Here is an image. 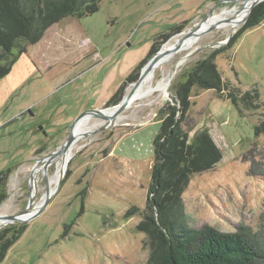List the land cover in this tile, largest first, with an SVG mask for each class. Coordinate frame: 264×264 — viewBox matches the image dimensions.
<instances>
[{"label":"rangeland","instance_id":"obj_1","mask_svg":"<svg viewBox=\"0 0 264 264\" xmlns=\"http://www.w3.org/2000/svg\"><path fill=\"white\" fill-rule=\"evenodd\" d=\"M221 1L104 0L94 15L66 18L30 46L0 82V172L13 170L0 214L13 215L27 203L37 161L68 137L82 113L114 107L107 103L147 58L158 35L183 26L172 34L174 42L212 10L214 17L231 18L240 12L231 9L244 5ZM243 25L235 33L222 27L201 37L190 51L167 55L144 89L168 83L167 96L156 91L138 100L116 126L80 141L52 202L27 223L2 264H148L147 236L137 230L141 216H128V211L147 206L153 142L162 126L158 112L175 105L173 87L185 81L196 62L229 45ZM229 56L216 58L223 78L244 91L257 88L264 104V22L243 34ZM191 103L190 142L208 131L223 159L214 170L192 177L183 195L190 225L222 233L246 227L258 233L264 211V135L256 137L255 127L264 106L256 113L241 112L229 99L198 89ZM99 125L95 119L88 128ZM110 150L115 158L106 159ZM58 161L63 165L58 158L49 167V181ZM36 180L35 206L45 194L43 171Z\"/></svg>","mask_w":264,"mask_h":264},{"label":"trees","instance_id":"obj_2","mask_svg":"<svg viewBox=\"0 0 264 264\" xmlns=\"http://www.w3.org/2000/svg\"><path fill=\"white\" fill-rule=\"evenodd\" d=\"M104 0H0V82L7 77L30 46L38 44L55 24L69 17L82 19L100 10ZM264 22V2L251 13L247 22L232 37L229 45L198 60L185 75V81L173 87L175 105H167L157 115L162 121L154 139V165L147 206L132 208L128 216L138 214L141 221L137 230L146 234L149 249L148 264H264V211L261 229L252 233L240 227L235 233H222L210 226L193 228L187 215L183 195L192 177L214 170L223 155L208 131H203L190 142L187 119L191 112L194 89L214 91L229 99L241 112L259 111L261 103L257 88L244 91L223 78L216 58L230 57L238 39L248 30ZM181 26L158 35L147 58L121 84L107 103L118 104L126 89L136 82L147 60ZM14 51H17L14 53ZM264 135V117L255 127V136ZM40 149L36 155L43 152ZM13 170L0 172V209L8 198V183ZM27 230V223L15 224L0 231V264L10 249Z\"/></svg>","mask_w":264,"mask_h":264},{"label":"water","instance_id":"obj_3","mask_svg":"<svg viewBox=\"0 0 264 264\" xmlns=\"http://www.w3.org/2000/svg\"><path fill=\"white\" fill-rule=\"evenodd\" d=\"M241 1L243 2L244 5L240 10L232 8L230 11V12L245 11L244 16L240 20L235 22V25L231 28L233 29V33H235L237 27H239L242 24H245L248 18L250 17L252 11L259 4L264 2V0H241ZM221 2L223 3L225 2V0ZM214 11L215 9L209 12L193 30H189L187 33L182 32L178 34L179 36L177 37H182V39L176 43L175 47L177 50H180L182 48V45L184 43L183 39L188 37H193L195 38V41H199V39L204 35L209 34L217 29H221L223 27V21H215V22L211 21L217 17V16L215 17L212 16ZM232 37H230L229 39L231 40ZM170 43L172 42L169 39L160 47V49H158V51L154 55H152L147 60V62L141 69L138 79L136 80V82H134L129 86V92L123 97L121 102L114 105V107L112 108L108 106L105 109L89 110L82 113L73 123L68 137L66 139H63L58 144V146H56L47 156L37 161L30 176V196L27 203L22 207L20 211L16 212L13 215H0V231L5 229V227L9 225L28 223L29 221L38 217L50 205L62 183V179L69 168L72 158L67 161L65 170L63 171L61 178L55 184L54 188H52L53 181H49V178L47 176L49 167L55 162V160L59 156L66 155V152L73 149L83 139H87L95 135L96 133L103 132L117 125V121L120 119V116L135 103L136 95L141 90L142 85L147 79V77L151 75L154 72V70H156L163 63V59L166 56V47ZM191 55L192 54L189 53L186 55L185 58L190 57ZM185 58H183L182 61L178 62L176 68L182 65ZM175 73L176 72H174V75ZM174 75L170 78L169 83L172 82ZM90 118L94 120L95 119L99 120L100 122L99 128L96 130L88 129L81 135L76 134L75 133L76 126L79 125L81 122ZM42 171L46 179L45 194L41 199V203L35 206L36 205L35 199L38 192L36 179Z\"/></svg>","mask_w":264,"mask_h":264},{"label":"bare ground","instance_id":"obj_4","mask_svg":"<svg viewBox=\"0 0 264 264\" xmlns=\"http://www.w3.org/2000/svg\"><path fill=\"white\" fill-rule=\"evenodd\" d=\"M245 14V11H240L236 16L234 17H231V18H220V17H216L215 19L211 20L212 22H215V21H223V28H232L234 25H235V22H237L238 20H240ZM188 32V31H187ZM184 37V36H183ZM182 37H178L175 39L174 42L170 43L167 47H166V56L164 57L163 59V63L161 65H164V63L169 59L167 55H170V54H174V53H182V52H188L190 51L196 44L197 41H195V38L193 37H188V38H185L183 40V45H182V48L180 50H177L176 49V43L181 39ZM160 67V66H159ZM159 67L154 70V72L149 75L147 77V79L145 80V82L143 83L142 85V88L141 90L137 93L136 95V100L135 102H137L138 100L144 98V97H148V96H151L153 95L156 91H162L166 94L167 96V88H168V83L167 84H160L158 85L157 87H150L147 91H144V89H146L145 87L148 86L149 83H151L154 78H153V74L159 69ZM180 66H178V69H179ZM164 82V81H163ZM151 85V84H150ZM94 120V119H87L83 122H81L79 125L76 126L75 128V133L78 134V135H81L83 134L85 131H87L89 128V124L90 122ZM98 124V123H97ZM75 149H76V146L71 149L70 151L66 152V155H63V156H59L58 158H61L62 161H63V165H62V162H57V173H56V176L53 180V182L56 184L58 182V180L61 178L62 176V173L63 171L65 170V167H66V163L68 160H70L72 157H73V154L75 152ZM57 158V159H58ZM56 159V160H57ZM55 160V161H56ZM2 215V214H0Z\"/></svg>","mask_w":264,"mask_h":264},{"label":"crops","instance_id":"obj_5","mask_svg":"<svg viewBox=\"0 0 264 264\" xmlns=\"http://www.w3.org/2000/svg\"><path fill=\"white\" fill-rule=\"evenodd\" d=\"M212 3V2H211ZM213 7V6H212ZM211 9V4H210V6H208V11ZM202 11V8L199 10V12L198 13H200ZM204 12H206V10L205 11H203V13ZM208 13V12H207ZM207 13H204L203 15H206ZM56 25V24H55ZM53 27V26H52ZM34 46V45H33ZM2 82V81H1ZM76 117V116H75ZM146 124V123H145ZM145 124H143V125H140V126H144ZM140 126H138L137 128H139ZM136 128V129H137ZM106 157V159L107 158H115V155H114V153H113V151L112 150H110L109 152H108V154H107V156H105ZM33 158H35V155L33 156ZM205 174V173H204ZM202 175V174H201ZM192 181V180H191ZM185 201V200H184Z\"/></svg>","mask_w":264,"mask_h":264},{"label":"flooded vegetation","instance_id":"obj_6","mask_svg":"<svg viewBox=\"0 0 264 264\" xmlns=\"http://www.w3.org/2000/svg\"><path fill=\"white\" fill-rule=\"evenodd\" d=\"M171 37H172V36H171ZM171 37H170V38H171ZM170 38H169V39H170ZM166 42H167V41H166ZM164 43H165V42H164ZM164 43H162L161 46H162ZM161 46H160V47H161ZM160 47H159V49H160ZM54 148H55V147H54Z\"/></svg>","mask_w":264,"mask_h":264}]
</instances>
